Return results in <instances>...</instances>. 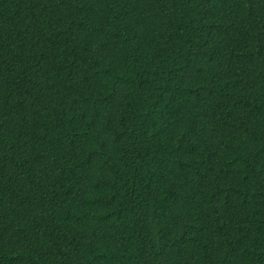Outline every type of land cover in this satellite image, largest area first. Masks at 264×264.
<instances>
[{
  "label": "trees",
  "instance_id": "1",
  "mask_svg": "<svg viewBox=\"0 0 264 264\" xmlns=\"http://www.w3.org/2000/svg\"><path fill=\"white\" fill-rule=\"evenodd\" d=\"M0 264H264V0H0Z\"/></svg>",
  "mask_w": 264,
  "mask_h": 264
}]
</instances>
